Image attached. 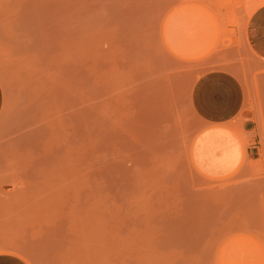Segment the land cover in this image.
I'll use <instances>...</instances> for the list:
<instances>
[{
	"label": "rangeland",
	"instance_id": "374dc122",
	"mask_svg": "<svg viewBox=\"0 0 264 264\" xmlns=\"http://www.w3.org/2000/svg\"><path fill=\"white\" fill-rule=\"evenodd\" d=\"M261 5L0 0V253L264 264V191L193 168L187 106L200 72L246 76Z\"/></svg>",
	"mask_w": 264,
	"mask_h": 264
},
{
	"label": "crops",
	"instance_id": "0c3cea01",
	"mask_svg": "<svg viewBox=\"0 0 264 264\" xmlns=\"http://www.w3.org/2000/svg\"><path fill=\"white\" fill-rule=\"evenodd\" d=\"M248 41L253 62L244 78L213 68L192 79L187 106L196 131L188 155L193 168L207 179L240 171L255 178L264 191V5L258 7ZM0 264L27 263L17 255L0 253Z\"/></svg>",
	"mask_w": 264,
	"mask_h": 264
}]
</instances>
